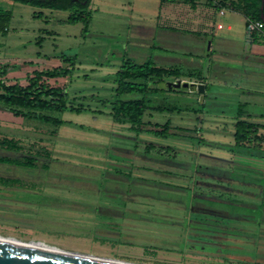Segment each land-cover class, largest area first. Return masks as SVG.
I'll use <instances>...</instances> for the list:
<instances>
[{"label": "rangeland", "instance_id": "obj_1", "mask_svg": "<svg viewBox=\"0 0 264 264\" xmlns=\"http://www.w3.org/2000/svg\"><path fill=\"white\" fill-rule=\"evenodd\" d=\"M205 1L91 0L83 30L67 9L0 0L12 14L0 65H14L0 80L25 85L34 70L68 68L42 80L83 108L0 102V156L36 165L0 162V238L141 264H264V166L225 146L238 107L264 123V72L243 71L239 43L223 39H241L243 15ZM125 57L180 68L155 82L164 88L142 117L143 129L166 124L168 136L113 118L114 72ZM197 71L202 78L187 75ZM170 80L178 90H165ZM247 99L257 101L244 107Z\"/></svg>", "mask_w": 264, "mask_h": 264}, {"label": "trees", "instance_id": "obj_2", "mask_svg": "<svg viewBox=\"0 0 264 264\" xmlns=\"http://www.w3.org/2000/svg\"><path fill=\"white\" fill-rule=\"evenodd\" d=\"M39 6L67 9L69 13L66 17L67 21H81L86 29L90 18L89 4L91 0H53L51 2H40L36 0H19ZM195 4V0H188ZM206 0L208 4H214L217 9L228 8L241 13L245 17V30L247 32V22L249 19H257L264 23V1L261 0ZM262 5V7H261ZM11 12L0 7V32L7 30V24L11 19ZM48 31L47 29H43ZM257 40L256 36L253 37ZM70 63L74 62V57L68 59ZM13 64L0 65V78L3 77ZM70 69L61 66H53L42 70H34L33 75L28 77V83L22 85L19 82L5 83L0 80V102L7 105L18 106L25 109H46L58 110L71 109L80 112L83 108L73 107L67 104L66 93L63 87L53 86L44 83L42 77H56L62 73H68ZM182 72L180 68L173 65H159L151 58L145 59L140 63L125 57L120 67L114 72L115 76V92L112 104V116L115 120L125 119L131 123L130 127L137 132L147 131L154 135L166 137L168 133V125L154 129H143L141 127L144 111L149 108L152 95L164 87L155 86V82L163 81L165 77H180ZM189 77L202 78L200 71L188 72ZM205 87V85H204ZM179 88L167 87L165 90L172 91ZM137 95L124 97L125 95ZM156 109L163 107L157 105ZM22 112V111H21ZM243 109L238 107L235 114L236 119L233 123V142L225 145L227 150L232 152H245L249 155L258 156L264 159V123L241 117ZM29 116L40 117L44 120H52L59 122L52 117L26 112ZM10 142V141H9ZM8 142V144H9ZM0 162L6 164H14L24 168L35 167L32 156H24V158H16L9 156H0ZM264 179V171L262 174Z\"/></svg>", "mask_w": 264, "mask_h": 264}, {"label": "water", "instance_id": "obj_3", "mask_svg": "<svg viewBox=\"0 0 264 264\" xmlns=\"http://www.w3.org/2000/svg\"><path fill=\"white\" fill-rule=\"evenodd\" d=\"M36 1L51 2L53 0ZM165 86L179 88L180 81H165ZM187 86L188 84L184 83V87ZM198 91L200 93L204 91L203 84L198 85ZM51 246L50 248L42 247L32 244L31 241L16 242L2 238L0 239V264H141Z\"/></svg>", "mask_w": 264, "mask_h": 264}, {"label": "crops", "instance_id": "obj_4", "mask_svg": "<svg viewBox=\"0 0 264 264\" xmlns=\"http://www.w3.org/2000/svg\"><path fill=\"white\" fill-rule=\"evenodd\" d=\"M168 9H169V7H168ZM220 9H222V13H220ZM223 9L224 8L217 9L218 13L221 14V15L224 14ZM41 12L43 14H45L43 10H40V13ZM235 12H237V11H235ZM243 18H244V23H245V17L243 16ZM45 20L47 21V19H45ZM227 27H228V29H231V24L229 23L227 25ZM216 28H218V27L216 26ZM219 28H222V24H221V27H219ZM240 38L241 39H234V38H231V37H223V39H228L229 42L233 41V42H236V43L238 42L239 43V44H234L233 43L232 47L236 49V53L238 55L239 54L241 55V57H242V59H241L242 60L241 61L242 65L246 64V65H243V67H245V68H242V70L245 71L246 73H249V72L252 71L253 73H256L258 76L261 77V73H263L264 71H263V69L260 66H257V63L264 65V62L263 63L258 62V61H256V58H257V56L259 54H264L263 43L260 42V41H257V40H254V39L250 38L248 36V33L246 32V30H245V33L243 35H241ZM235 45H237V46L235 47ZM243 56L245 57V59H243ZM228 69H230V68H227L226 66H223V68H222L223 73L222 74H225L228 71ZM237 74L239 75L238 70L233 73V75H237ZM243 101H244L243 103L245 104V105L243 104V106L244 107H249V106L253 105L257 101V99H254L253 101L252 100H248V99L247 100H243ZM246 113L247 112H243L241 117L248 118V119H256V118H262V115H263V114H260L261 116L259 117L257 115L248 114V113L246 114ZM233 115L236 116V114H233ZM238 154H240V153H238ZM245 155H247V154H245ZM260 159L262 160L261 167H263L264 166V159H262V158H260Z\"/></svg>", "mask_w": 264, "mask_h": 264}, {"label": "built area", "instance_id": "obj_5", "mask_svg": "<svg viewBox=\"0 0 264 264\" xmlns=\"http://www.w3.org/2000/svg\"><path fill=\"white\" fill-rule=\"evenodd\" d=\"M222 13V9H220ZM216 26L221 27V23H217ZM247 33L250 38L256 36L257 41L264 43V23L257 19H249L247 22Z\"/></svg>", "mask_w": 264, "mask_h": 264}, {"label": "bare ground", "instance_id": "obj_6", "mask_svg": "<svg viewBox=\"0 0 264 264\" xmlns=\"http://www.w3.org/2000/svg\"><path fill=\"white\" fill-rule=\"evenodd\" d=\"M0 239H2V238H0ZM14 241V240H13ZM17 242V241H16ZM36 245V244H35ZM37 246H40V245H37ZM42 247H44V246H42Z\"/></svg>", "mask_w": 264, "mask_h": 264}]
</instances>
